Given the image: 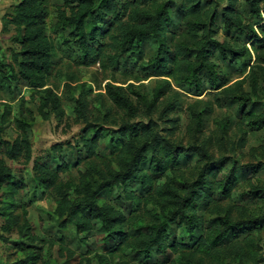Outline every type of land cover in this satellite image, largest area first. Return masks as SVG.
I'll return each mask as SVG.
<instances>
[{
    "label": "trees",
    "instance_id": "16d2710c",
    "mask_svg": "<svg viewBox=\"0 0 264 264\" xmlns=\"http://www.w3.org/2000/svg\"><path fill=\"white\" fill-rule=\"evenodd\" d=\"M237 1L210 0L207 9L203 8L200 0H188V5L181 3L179 11L188 25V32L182 38L170 32L169 0H126L123 4L119 0H63V9L57 11L56 26L70 31L85 66L100 61L105 54L104 45L94 46L91 42L96 40L106 20L108 26L103 35H108L117 47L139 49L142 39L151 37L158 46L153 59V68L160 73L158 76L179 81L198 95L205 80L202 74L205 73L209 76L210 88L218 90L216 106H221L224 100L240 105L237 137L231 147L243 149L248 133L264 128V111L258 112L255 107L256 100L264 98V7L262 0H245L253 23L245 22L236 9ZM49 3L50 0H20L13 9L8 19L15 30L19 50L12 55L10 63L0 57V78L6 79L8 76L32 89L42 90L44 96L38 105L42 118L47 119L53 114L62 119L64 111L57 95L45 88L55 55L54 44L47 35ZM218 18L225 32L235 31L247 36L250 47H234L229 42L216 40L213 36ZM170 43L173 44L172 48ZM211 50L217 51L228 63L235 64L245 56L251 59V55L254 60L245 78L230 85H218L220 70L211 62ZM5 69L7 73L3 72ZM160 80L151 98L135 93V102L124 94V87L106 84L105 91L114 106L129 118L112 130L89 120L88 102L83 95L76 99V121L84 125L79 137L86 154L83 159L84 171H80L76 182L62 181L60 174L69 167L59 156L55 169L37 162L33 165L35 181L43 189L51 190L56 197L53 213L60 227L72 226L76 234L81 235L99 225L106 240L112 242L114 251L130 250L149 259L154 248L156 255L166 257L167 261L160 264H264V248L255 242V238L247 234L243 240L239 239L245 229L258 228L263 218L250 217L240 207L242 218L234 220L231 209L219 203L220 199L230 197L241 165L234 162L227 174L221 173L227 162L224 158L215 157L213 147L216 139L205 137L201 128L202 113L191 107L189 111L199 134L192 143L177 145L171 142L168 136L174 130L168 129H175V121L169 115L165 116L170 124L166 128L169 134H161L158 122L152 116L170 82ZM245 83H248L250 91L245 90ZM179 103L178 98L169 101L159 118H163L167 111L176 109ZM144 114L146 121H130ZM6 115H0V122H5ZM31 124L28 118L16 120L20 134L13 141L0 139V155L3 153L11 160L20 157L29 160L31 142L27 129ZM227 126L226 121L218 122L222 134ZM107 132H110L111 141L116 136L125 140L112 159L97 153L99 143ZM54 151H61V146L57 145ZM192 156L197 158L198 167L194 175L189 176L179 165L181 159ZM145 164L157 178H165L164 181L154 186L153 178L142 169ZM256 167L259 170L264 168L262 164ZM13 181L11 169L0 157V190L5 189L7 194L1 215L7 223L17 219L8 210L17 193ZM135 181L149 187L146 198L127 191L130 183ZM113 187H117L134 207L128 215L120 208L100 200L102 193ZM247 192L249 197L264 201L263 187L251 185ZM148 206L152 209L147 210ZM197 206H203L219 216V227L208 229V233L205 229L206 234L196 236L198 229L205 228L204 217L199 215ZM171 225L186 238H172L168 230ZM230 236L232 239L228 241ZM169 254L176 257L170 259ZM36 259L31 254L25 263L31 261L35 264ZM121 264L129 263L123 261Z\"/></svg>",
    "mask_w": 264,
    "mask_h": 264
},
{
    "label": "rangeland",
    "instance_id": "374dc122",
    "mask_svg": "<svg viewBox=\"0 0 264 264\" xmlns=\"http://www.w3.org/2000/svg\"><path fill=\"white\" fill-rule=\"evenodd\" d=\"M20 0H0V57L7 62L12 61V55L17 53L19 45L15 40V30L9 23L8 17ZM126 0H119L123 4ZM171 4V25L170 32L176 37L183 36L188 32V25L182 20V13L179 11L181 3L188 5V0H169ZM204 9H207L210 0H200ZM264 7V0H262ZM63 9V0H50L49 18L47 20V35L55 47L53 66L46 77L45 88L51 89L58 97L61 108L64 111L62 119L51 114L44 119L38 111L40 98L44 96L42 90L32 89L21 81H16L8 76L0 78V115L7 113L5 122H0V139L13 141L20 134V128L16 120L28 118L32 121L27 129L31 142V156L27 160L20 157L17 160L8 159L3 153L0 157L11 169L14 176V185L17 193L9 211L17 217L12 223H7L2 216L3 201L6 199V190H0V264H32L26 262L29 255L37 257L35 264H121L127 261L129 264H160L167 261L165 256L152 254L146 259L142 254L134 251H114L111 241L106 240L105 234L99 225L86 233L77 235L72 226L62 228L53 211L56 206V197L51 190H45L35 181L33 165L41 163L51 169L58 164V156L68 165V170L60 174L62 181H77L80 171H84L85 152L79 140L83 124L76 121L75 106L79 96L87 100V114L90 121L101 124L111 130L116 129L128 116L117 109L108 97L105 87L110 83L115 86L124 87V94L136 101L135 93H140L151 98L153 90L158 86L160 79H167L170 87L165 88V95L160 98L154 118L159 125L162 135H168L166 128L170 127L166 115L172 118L175 129L168 138L175 144L187 145L192 143L199 134L195 130L196 125L192 119L189 108L202 113V133L216 139L213 151L216 158H224L227 164L221 173L227 174L233 163L241 165L239 178L229 198H222L219 203L231 209V217L234 220L242 218L239 208H244L250 217H262L263 220L258 228H247L240 233L239 239L243 240L246 235H252L255 242L264 248V201L255 200L249 197L248 189L251 185L264 188V168L259 170L257 165L264 166V128L249 132L246 145L243 149H233L231 144L237 137L236 123L240 117V105L224 100L221 106H216L215 98L218 90L211 89L208 83L209 76L205 78L200 94L189 91L179 81L158 76L160 73L153 68V59L157 53V43L151 38L142 39L139 49L117 47L114 41L103 32L108 26L102 25L92 45H104V55L100 61L85 66L82 63L81 52L70 36V31L56 26L57 11ZM236 9L241 13L245 22L253 23L249 17L245 0H238ZM256 29V27H255ZM214 38L218 41L229 42L234 47H250V41L245 35L233 32H225L221 20L218 18L214 28ZM260 32V30L258 29ZM201 33L198 34V38ZM183 40V39H181ZM170 47L173 44L170 43ZM211 62L220 70L219 84L230 85L238 79L245 78L249 72V66L253 62L245 56L235 64L228 63L222 59L217 51L211 50ZM7 73V70H3ZM9 75V74H7ZM165 75V74H163ZM201 76V75H200ZM244 88L250 91L248 83ZM173 89V90H171ZM179 100V106L167 111L163 118H159L165 105L174 99ZM255 101V98H252ZM7 105V107L5 106ZM257 111H264V98L256 100ZM144 114L141 118H133L130 121H146ZM226 121L228 126L224 134L218 128V122ZM110 130V131H111ZM107 132L100 141L97 153L108 159H112L119 151L125 140L111 136ZM60 145L61 151H54ZM148 165H142L143 171L153 178V185L161 183L165 178L150 172ZM256 168H252V167ZM179 167L185 170L189 176H193L197 165V158L181 159ZM160 180V181H159ZM127 191H132L139 197L146 198L149 194V187H143L140 181L130 183ZM218 197H216L217 199ZM101 201L108 202L116 208H120L126 215L134 207L124 198V195L117 187H113L102 193ZM198 207V206H197ZM152 209L148 206L147 210ZM199 215L204 217L205 228L198 229L196 236L208 233L219 227L217 219L210 210L200 206L197 208ZM26 213V214H25ZM24 223L27 226H23ZM23 226V227H22ZM206 229V233H205ZM171 237L186 238L185 234L174 226H169ZM231 236L228 241H231ZM259 248V246H258ZM72 253V254H71ZM176 256L169 254V258Z\"/></svg>",
    "mask_w": 264,
    "mask_h": 264
}]
</instances>
